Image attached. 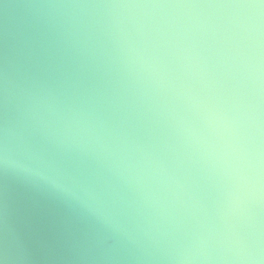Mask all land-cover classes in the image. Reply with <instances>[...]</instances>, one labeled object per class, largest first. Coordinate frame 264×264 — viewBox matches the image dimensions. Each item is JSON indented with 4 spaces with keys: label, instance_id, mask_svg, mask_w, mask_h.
Instances as JSON below:
<instances>
[{
    "label": "water",
    "instance_id": "water-1",
    "mask_svg": "<svg viewBox=\"0 0 264 264\" xmlns=\"http://www.w3.org/2000/svg\"><path fill=\"white\" fill-rule=\"evenodd\" d=\"M0 264H264V0H0Z\"/></svg>",
    "mask_w": 264,
    "mask_h": 264
},
{
    "label": "clouds",
    "instance_id": "clouds-1",
    "mask_svg": "<svg viewBox=\"0 0 264 264\" xmlns=\"http://www.w3.org/2000/svg\"><path fill=\"white\" fill-rule=\"evenodd\" d=\"M251 259V257H249Z\"/></svg>",
    "mask_w": 264,
    "mask_h": 264
}]
</instances>
